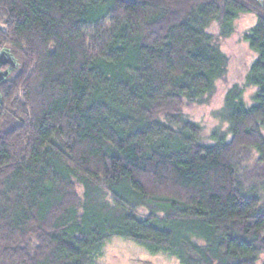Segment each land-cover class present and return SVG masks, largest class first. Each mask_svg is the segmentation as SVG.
Masks as SVG:
<instances>
[{"label":"trees","instance_id":"obj_1","mask_svg":"<svg viewBox=\"0 0 264 264\" xmlns=\"http://www.w3.org/2000/svg\"><path fill=\"white\" fill-rule=\"evenodd\" d=\"M249 13L255 57L205 143L184 108L225 77L217 39ZM2 74L0 264H97L114 239L178 264L264 254V202L246 190L264 183L255 0H0Z\"/></svg>","mask_w":264,"mask_h":264},{"label":"rangeland","instance_id":"obj_2","mask_svg":"<svg viewBox=\"0 0 264 264\" xmlns=\"http://www.w3.org/2000/svg\"><path fill=\"white\" fill-rule=\"evenodd\" d=\"M253 14L241 15L234 24V32L227 38L218 37L219 26L217 23L211 25L210 33L218 39L217 44L221 51L228 57V69L225 77L216 83L214 93L209 96L202 104H190L184 108V113L192 121L202 127V137L205 143H210L209 135L215 127L225 128V123L213 115L214 112L221 109L225 93L233 85H241L245 74L255 54L252 53L247 43L243 40L245 31L254 24ZM17 62L14 63L16 67ZM250 93V90L248 91ZM256 155L254 152L244 155L239 165V173L242 179L245 178L255 165ZM246 190L252 191L264 202V183L258 182L248 184ZM264 262V254L260 255L256 264ZM97 264H178L173 258L168 256H151L145 249L138 245L114 239L106 245L103 254L97 261Z\"/></svg>","mask_w":264,"mask_h":264},{"label":"built area","instance_id":"obj_3","mask_svg":"<svg viewBox=\"0 0 264 264\" xmlns=\"http://www.w3.org/2000/svg\"><path fill=\"white\" fill-rule=\"evenodd\" d=\"M261 7L264 8V0H255Z\"/></svg>","mask_w":264,"mask_h":264},{"label":"water","instance_id":"obj_4","mask_svg":"<svg viewBox=\"0 0 264 264\" xmlns=\"http://www.w3.org/2000/svg\"><path fill=\"white\" fill-rule=\"evenodd\" d=\"M9 61L8 62H10L11 63V65L13 66L14 65V62L12 61V59H8ZM1 77H0V79L2 78V77H4V75L2 74V75H0ZM261 264H264V262H262Z\"/></svg>","mask_w":264,"mask_h":264}]
</instances>
